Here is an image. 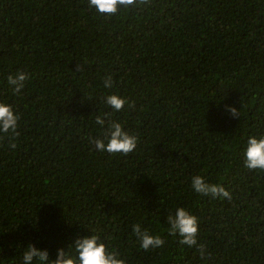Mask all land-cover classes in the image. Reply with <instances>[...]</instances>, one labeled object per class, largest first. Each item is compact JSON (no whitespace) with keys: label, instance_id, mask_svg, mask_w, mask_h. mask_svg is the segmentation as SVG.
<instances>
[{"label":"trees","instance_id":"trees-1","mask_svg":"<svg viewBox=\"0 0 264 264\" xmlns=\"http://www.w3.org/2000/svg\"><path fill=\"white\" fill-rule=\"evenodd\" d=\"M0 102L20 117L17 147L0 140V264L29 244L55 260L93 233L125 264H264V170L244 164L264 137V0H150L111 17L88 0H0ZM97 116L136 149L96 151ZM195 175L232 199L196 193ZM177 207L206 258L168 234ZM137 224L164 245L145 251Z\"/></svg>","mask_w":264,"mask_h":264},{"label":"clouds","instance_id":"clouds-1","mask_svg":"<svg viewBox=\"0 0 264 264\" xmlns=\"http://www.w3.org/2000/svg\"><path fill=\"white\" fill-rule=\"evenodd\" d=\"M149 3L150 0H88L89 8H94L101 15L109 17L118 14L121 10L127 11L130 7L137 8ZM80 70L81 66L79 65L77 71ZM28 79L27 73L17 72L15 75L8 76L7 83L11 86V90L18 95L24 89L25 81ZM103 79L105 88L113 87L114 81L111 75H107ZM106 103L114 111L119 112L127 101L118 94H110L106 97ZM229 111L238 116L237 109L230 108ZM19 120V115L15 113L10 104L0 102V140L7 139L11 149L17 147ZM95 123L105 128V119L100 116L96 117ZM88 139L90 143L94 144L96 151L111 154L120 153L125 156L133 152L138 143V138L125 131L122 124L116 121H108L104 139L92 137ZM244 156V164L249 170H264V137L259 139L249 137ZM191 187L202 196L232 199L230 192L223 186L209 183L200 175L192 177ZM167 222L169 235L173 237L178 235L181 245L196 246L201 258H206L205 246L197 243L198 219L196 216L184 207H177L174 214L168 215ZM133 232L145 251L164 245V239L161 236L150 235L147 230H142L139 224L133 226ZM119 257L120 254L117 251L108 250V246L99 234L93 233L90 236L77 237L74 245H69L68 251L58 249L55 260H50L47 250L38 249L34 244H29L23 252L22 264H125V260Z\"/></svg>","mask_w":264,"mask_h":264}]
</instances>
